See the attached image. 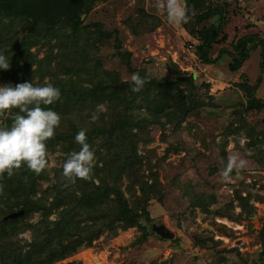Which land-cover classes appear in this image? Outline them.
<instances>
[{"label": "rangeland", "instance_id": "1", "mask_svg": "<svg viewBox=\"0 0 264 264\" xmlns=\"http://www.w3.org/2000/svg\"><path fill=\"white\" fill-rule=\"evenodd\" d=\"M220 1L228 2L227 39L215 46L213 57L223 47L233 51V44L248 33L259 35L249 44L250 57L238 71L230 70L229 54L216 63L199 59V41L187 32L184 23H168L166 11L160 6L163 0H97L82 14L90 30L96 32L93 24L100 23L112 36L90 46L93 67L74 77L77 85L91 87L99 78L108 76L110 80L117 75L118 83L126 87L133 73L146 80L176 81L181 77L187 79L179 81L181 88L195 93L200 106L175 122L164 118L165 126L146 127V140L138 143L144 161L135 172L138 179L150 184L158 181L153 196L142 197L137 185L130 194L131 179H123L122 188L130 199L138 195L147 203L152 221L147 224L151 234L146 239L138 227L120 229L117 234L104 230L91 244L84 241L73 251L70 241H61V252L66 255L59 260L46 263L38 258L31 264H264V106L247 108L249 97L239 85L249 81L256 96L264 100V0ZM28 25L25 21L18 26L20 37L26 34ZM54 44H35L32 51L39 59L47 57L46 66L52 64L61 76L55 66H63L64 57ZM42 74L33 79L35 85L52 83L54 76ZM191 75H195L193 81L188 80ZM139 92L131 93L133 107L145 112L146 102ZM97 107L106 111L107 103L100 102ZM8 114L1 116L0 123ZM60 129L61 123L56 130ZM70 153L61 143L47 148V178L40 180L34 199L61 179L63 162ZM230 155L244 159L246 164L238 172L234 167L226 177L224 169ZM194 193L204 194L212 201L210 206H193ZM52 199L49 196L48 204ZM82 208V213L76 211L79 217L91 214V208ZM41 219L39 211L27 218L31 223ZM50 219L56 220L57 213L53 212ZM153 223H164L175 236L163 239L152 230ZM18 237L22 243L32 241V232L23 230ZM32 250L24 246L23 256Z\"/></svg>", "mask_w": 264, "mask_h": 264}, {"label": "trees", "instance_id": "2", "mask_svg": "<svg viewBox=\"0 0 264 264\" xmlns=\"http://www.w3.org/2000/svg\"><path fill=\"white\" fill-rule=\"evenodd\" d=\"M95 1L0 0V50L11 60L9 69L0 70V84L33 82L36 75L41 76V72L42 77L46 74L54 76L52 83H49L60 89L61 97L45 107H51L56 112L60 110L61 129L46 141L47 148L61 143L70 152L78 151L80 145L74 137L80 128H85L88 142L95 152V163L88 178L69 183L61 173V179L58 178L51 188L44 190L39 199L33 197L39 191L40 180L47 178L45 169L36 174L22 163L11 177L0 175V264H25L27 260L31 264L38 258L50 263L66 255L64 251L61 252V241H70V250L73 251L84 241L91 244L104 230L117 234L120 229L138 227L143 230L142 236L146 239L151 234L147 224L152 217L147 203L141 199L143 195L153 196L159 187L155 185L158 181L150 184L147 180L138 179L135 171L144 161L140 158L138 143L146 140V127L156 124L165 126L164 118L168 122H175L200 106L195 93L185 92L181 88L179 81L187 80L181 77H177L176 81L166 78L145 80L139 92L143 96L141 100L146 102L145 112L133 107L132 81H127L124 88L114 87L120 79L117 75L110 80L108 76L99 78L91 87L77 85L74 77L93 67L90 46L97 40L112 36L110 31L102 30L100 23L93 24L96 32L84 25L82 14ZM184 1L190 17L184 27L199 41L196 47L199 59L216 63L221 56L229 54L232 56L228 64L230 70L238 71L250 57L249 44L255 42L259 35L248 33L233 44V51L223 47L213 57L215 46L227 39L225 24L229 21L226 15L228 2ZM25 21L29 25L26 34L20 37L18 26ZM52 42L64 57L61 59L63 66H55L61 76L52 69V64L46 66L47 57L39 59L38 54L32 51V45L41 43V47H44L52 45ZM261 53L263 64V49ZM127 54L130 55V52ZM51 59L49 56L50 62ZM55 62L53 60L52 63ZM191 76L188 80L193 81L195 75ZM239 85L249 97L247 108L261 109L264 106V100L256 96L255 87L249 81ZM100 102L107 103L106 111L97 107ZM17 111L15 108L0 111V118L9 112L5 122L2 121L0 125H9ZM93 112L98 113L99 117L95 121L90 119ZM124 177L132 182L129 193H133L137 185L142 197L137 195L134 200L130 199L122 188ZM49 196L53 199L48 204ZM191 197L195 207L206 209L212 203L202 193H194ZM79 208H91L92 212L89 216L79 217L77 212H83ZM21 209L24 210L23 215L5 219L9 213ZM38 211L42 219L37 223L29 222L27 218ZM53 212L57 213L56 220L50 219ZM26 229L31 230L32 241L22 243L18 236ZM261 239L264 246V225ZM141 240L137 239L139 242ZM24 246L33 248V252L29 251L23 256Z\"/></svg>", "mask_w": 264, "mask_h": 264}, {"label": "clouds", "instance_id": "3", "mask_svg": "<svg viewBox=\"0 0 264 264\" xmlns=\"http://www.w3.org/2000/svg\"><path fill=\"white\" fill-rule=\"evenodd\" d=\"M160 6L165 9L171 25H181L190 19L183 0H163ZM10 62L5 52L0 50V70L9 69ZM145 80L146 77L133 73L131 90L140 91ZM60 97V89L51 83L0 84V111L18 109L9 125H0V175L11 177L22 163L36 174L46 168V141L55 135L61 117L53 108L45 106L54 104ZM98 118L96 112L90 116L92 121ZM74 139L80 145L79 150L68 154L62 166V176L69 183L88 178L95 163V152L88 142L87 130L80 128ZM243 142L240 141L241 144ZM245 164L244 159L230 155L224 175L227 177L234 167L238 172Z\"/></svg>", "mask_w": 264, "mask_h": 264}, {"label": "water", "instance_id": "4", "mask_svg": "<svg viewBox=\"0 0 264 264\" xmlns=\"http://www.w3.org/2000/svg\"><path fill=\"white\" fill-rule=\"evenodd\" d=\"M24 29H25V25L23 26V30ZM114 87L124 88L125 84L123 82H119V83L115 84ZM23 214H24L23 209H21L19 211H13V212L9 213L8 215H6L5 219L15 218V217H18V216L23 215ZM152 230L157 235L162 237L163 239H172L175 236V232L170 230L164 223H160V224L153 223Z\"/></svg>", "mask_w": 264, "mask_h": 264}]
</instances>
